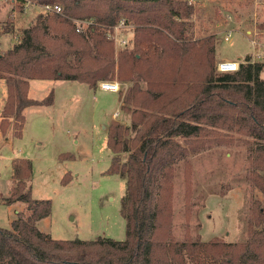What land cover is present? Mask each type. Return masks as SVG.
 Returning a JSON list of instances; mask_svg holds the SVG:
<instances>
[{"label":"trees","instance_id":"trees-1","mask_svg":"<svg viewBox=\"0 0 264 264\" xmlns=\"http://www.w3.org/2000/svg\"><path fill=\"white\" fill-rule=\"evenodd\" d=\"M42 1L61 5L63 13L40 14L19 42L0 53V80L6 85L0 133L13 123L15 136H21L25 109L53 103V91L42 100L30 98V80H75L96 88L115 71L131 77L133 84L122 99L131 123L112 121L107 128L113 153L109 172L126 181L121 212L127 236L56 239L41 231L38 222L51 214L52 202L32 197L27 185L32 162L15 158L16 182L4 202L22 201L27 212H18L10 228L0 227V264H264L261 202L251 208L242 240H203L188 226L194 204L189 157L222 139L219 131L225 129L264 141V62L246 55L238 71H216L215 40L193 38L185 20L193 10L183 1ZM73 18L94 23L79 32ZM122 18L134 26L133 46L116 53L105 28ZM67 26L73 29L58 33ZM248 158L247 178L264 193V142L249 150ZM181 161L188 219L183 239L173 232Z\"/></svg>","mask_w":264,"mask_h":264},{"label":"rangeland","instance_id":"rangeland-1","mask_svg":"<svg viewBox=\"0 0 264 264\" xmlns=\"http://www.w3.org/2000/svg\"><path fill=\"white\" fill-rule=\"evenodd\" d=\"M179 1L190 4L193 10L185 19L193 38L208 36L215 40L216 65L219 60H236L248 53L254 61L264 62V56L255 55L250 42L256 31L258 40L264 43V0H195L193 4L190 0ZM42 5V0H0V53L19 42L23 30L34 26L40 14L48 16L42 12ZM71 20L76 25L77 21L89 19ZM118 23L105 28L107 38L110 30L116 34L113 29ZM92 24L83 23L80 32ZM72 29L62 27L58 33L67 34ZM227 33L232 34L230 41H225ZM118 34L129 44L117 46L114 39L108 38L115 52L130 50L133 24L120 27ZM106 80L119 81L121 90H103L100 82L104 80L96 88L75 80H36L31 84V98L42 100L53 91L54 102L25 109L21 136H15L13 123L5 134H0V227L10 228L18 212H27V204L22 201L4 202L16 182L12 161L26 158L32 162V177L27 181L32 197L52 202L51 214L38 222L41 231L56 239H126V220L121 212L126 181L109 172L113 153L107 144V128L112 121L131 123V113L122 108V99L133 81L131 77H120L117 71ZM141 84L145 85L143 81ZM3 96L6 88L0 83V110ZM117 110L119 115L114 117ZM219 132L222 139L211 141L189 157L194 204L188 226L203 240L220 237L235 242L246 237L254 203L259 201L264 206V193L247 178L251 168L248 152L264 141L245 132ZM186 187L185 165L181 161L175 179L173 221V232L180 239L188 227Z\"/></svg>","mask_w":264,"mask_h":264},{"label":"built area","instance_id":"built-area-1","mask_svg":"<svg viewBox=\"0 0 264 264\" xmlns=\"http://www.w3.org/2000/svg\"><path fill=\"white\" fill-rule=\"evenodd\" d=\"M195 2V0H190L189 3L193 4ZM42 12L43 13H55V14H62L63 13V8L61 5L59 4H54V3H43L42 5ZM256 15V21L257 20V13ZM91 24L94 23L93 20H86V22L83 21H77L76 22V29L77 31H81L82 30V24ZM123 26H131V24H127L125 19H121L120 22L118 23V25H116L113 29V31L116 32V34H114L111 30L108 32V38L110 39H114L115 43L117 44V46H121V47H127L129 44V40H124L122 38H119V28L123 27ZM232 34L231 33H227L225 36V41H230ZM258 32L255 31V33L253 34V38L251 39V45L253 48V51L255 53V55H258L260 57L264 56V43H261L258 38ZM241 66V61L236 59V60H229V59H224V60H219L217 62L216 65V69L218 72L220 73H230V72H236L240 69ZM100 88H102L103 90H109V91H114V92H119L121 90V84L119 81L117 80H104L102 82H100ZM119 115V111H117L115 113V116Z\"/></svg>","mask_w":264,"mask_h":264},{"label":"crops","instance_id":"crops-1","mask_svg":"<svg viewBox=\"0 0 264 264\" xmlns=\"http://www.w3.org/2000/svg\"><path fill=\"white\" fill-rule=\"evenodd\" d=\"M216 52H217V47H216ZM252 52V51H251ZM248 54H251V53H248ZM248 54H246V55H248ZM246 55L245 56H243V57H239V59L240 58H244V57H246ZM216 58H217V55H216ZM238 59V60H239ZM219 60V59H218ZM37 79H34V80H30V88H31V84L32 83H34V81H36ZM62 81V80H61ZM0 83H2V84H4V87L6 88V85H5V82L4 81H0ZM29 91H30V89H29ZM29 94V93H28ZM30 97V96H29ZM5 98H6V96H3V98H2V108H3V106H4V102H5ZM31 98V97H30ZM32 99H34V98H32ZM36 100H39V99H36ZM54 102V101H53ZM51 105V104H50ZM39 106H41V105H39ZM2 108H1V110H2ZM1 110H0V112H1ZM117 111H119V110H117ZM120 112V111H119ZM114 115H115V113H114ZM114 117H116V116H114ZM114 117H113V119H114ZM1 135H2V133H0ZM12 142V141H11ZM12 176H13V168H12ZM8 197V196H7Z\"/></svg>","mask_w":264,"mask_h":264}]
</instances>
